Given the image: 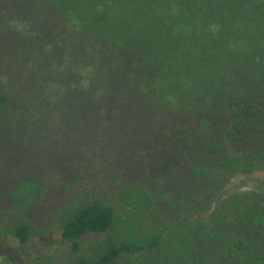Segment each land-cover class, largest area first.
<instances>
[{"label":"trees","instance_id":"trees-1","mask_svg":"<svg viewBox=\"0 0 264 264\" xmlns=\"http://www.w3.org/2000/svg\"><path fill=\"white\" fill-rule=\"evenodd\" d=\"M10 109L4 149L49 147L21 153L0 248L264 264V192L230 190L264 168V0H0V137Z\"/></svg>","mask_w":264,"mask_h":264},{"label":"rangeland","instance_id":"rangeland-1","mask_svg":"<svg viewBox=\"0 0 264 264\" xmlns=\"http://www.w3.org/2000/svg\"><path fill=\"white\" fill-rule=\"evenodd\" d=\"M9 47H11V45ZM9 47H7L8 50ZM2 79H4V74H2ZM8 116L11 126L14 127V129L13 134H8L6 130H3V132L1 133L2 136L0 137L4 139L2 142L0 140V201H2V198H4L3 195H5L4 191L6 187L13 180H24L20 175L21 166L19 164V159H22V152L28 151L32 147V145L49 147L48 143L42 144L39 138L35 139L34 144L32 142V137L25 136L24 138L26 139V141L24 142V145H18L16 146V149H11V151H7L6 149H4V145L2 144L5 141H13L15 136H17V138L19 139L21 133L19 128L20 119L18 118L16 112L13 109H10ZM3 117V115L0 116V119H2ZM215 118H218V116H215ZM137 151L138 148L136 147L130 149L133 158L132 156L131 158L128 157V160H131L130 163H132V166H125L124 168L120 169L117 174L119 178L126 177L124 179H131V177L133 176L132 171L133 173H135V171H138L140 162L142 160L140 158V155H144L145 150H143L142 152ZM17 173L19 174V177H17ZM240 176L237 177L235 185L230 188L231 191L249 190L264 192V168L258 169L251 174H241ZM118 182L119 184L122 183L121 180H118ZM21 187L22 185L17 186V188L20 190L18 193L16 192V190H13L12 192V200L14 201L16 207L18 205H21V200L24 197H26L27 202L30 198L27 191H23ZM13 193L15 197L13 196ZM43 194H45L46 196H51V193ZM85 248L86 245L84 244L81 251L74 252L71 251L63 241L51 239L48 241L47 248L45 250L44 248L40 249L42 252H37L30 247L26 251H24V256L27 264H76V258H79L80 256H83L85 254ZM0 264H12V262L6 257V255H4L0 257Z\"/></svg>","mask_w":264,"mask_h":264},{"label":"water","instance_id":"water-1","mask_svg":"<svg viewBox=\"0 0 264 264\" xmlns=\"http://www.w3.org/2000/svg\"><path fill=\"white\" fill-rule=\"evenodd\" d=\"M12 254L15 260V264H27L24 256L21 254V252L14 246H6L3 248H0V257Z\"/></svg>","mask_w":264,"mask_h":264}]
</instances>
